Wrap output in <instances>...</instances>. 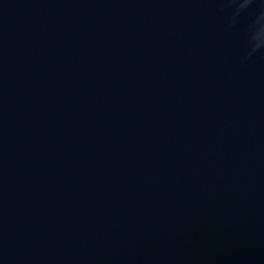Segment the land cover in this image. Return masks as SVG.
Instances as JSON below:
<instances>
[{"label": "water", "instance_id": "obj_1", "mask_svg": "<svg viewBox=\"0 0 264 264\" xmlns=\"http://www.w3.org/2000/svg\"><path fill=\"white\" fill-rule=\"evenodd\" d=\"M0 264H264V0H0Z\"/></svg>", "mask_w": 264, "mask_h": 264}]
</instances>
